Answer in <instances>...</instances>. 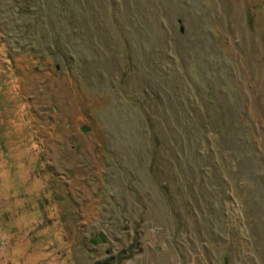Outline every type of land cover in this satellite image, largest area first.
Masks as SVG:
<instances>
[{
	"label": "rangeland",
	"instance_id": "374dc122",
	"mask_svg": "<svg viewBox=\"0 0 264 264\" xmlns=\"http://www.w3.org/2000/svg\"><path fill=\"white\" fill-rule=\"evenodd\" d=\"M0 264H264V0H0Z\"/></svg>",
	"mask_w": 264,
	"mask_h": 264
},
{
	"label": "water",
	"instance_id": "95a60500",
	"mask_svg": "<svg viewBox=\"0 0 264 264\" xmlns=\"http://www.w3.org/2000/svg\"><path fill=\"white\" fill-rule=\"evenodd\" d=\"M80 131H81V132H86V131H87V128H85V127H80ZM98 239L100 240V242H103V241H104L103 237H101V236H98ZM95 242H96L95 239H92V240L89 241V243H90L91 245H94Z\"/></svg>",
	"mask_w": 264,
	"mask_h": 264
}]
</instances>
